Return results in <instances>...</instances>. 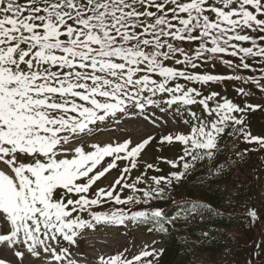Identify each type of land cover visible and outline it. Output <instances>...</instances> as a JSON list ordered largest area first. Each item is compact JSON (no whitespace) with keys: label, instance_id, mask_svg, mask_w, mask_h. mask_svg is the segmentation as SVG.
Returning <instances> with one entry per match:
<instances>
[{"label":"snow or ice","instance_id":"snow-or-ice-1","mask_svg":"<svg viewBox=\"0 0 264 264\" xmlns=\"http://www.w3.org/2000/svg\"><path fill=\"white\" fill-rule=\"evenodd\" d=\"M216 64L232 74L205 70ZM257 71L258 76L241 74ZM225 81L254 85L264 94V0H0V223L8 229L0 234V245L21 261L27 253L49 255L48 264H76L68 249L57 246L61 241L74 245L96 224L151 220L164 231L176 217L167 220L161 210L128 216L123 210L100 214L93 209L163 199L173 180L212 158L226 133L264 149V138L252 136L245 123L246 112L258 105L241 107L219 92L204 95L205 86ZM236 91L253 94L243 86ZM154 108L186 115L190 130L160 138L161 144L183 146L177 161H166L183 171L150 177L147 190L138 186L147 183V169L159 171L154 165L131 184L126 175L154 137L136 146L127 140L92 144L88 152L73 147L95 131L93 126L130 110L147 120ZM108 157L111 163L96 171ZM120 160L130 166L90 198V189ZM117 185L142 198L122 199ZM85 212L90 219L82 218ZM256 215L249 209L252 220ZM156 255L143 251L129 260L117 254L99 264H138Z\"/></svg>","mask_w":264,"mask_h":264},{"label":"rangeland","instance_id":"rangeland-1","mask_svg":"<svg viewBox=\"0 0 264 264\" xmlns=\"http://www.w3.org/2000/svg\"><path fill=\"white\" fill-rule=\"evenodd\" d=\"M226 59L235 58L226 57ZM255 67L259 69L260 65H255ZM205 70L215 75L232 74L222 64H216L215 68L211 65H207ZM241 74L258 76L260 73L257 71ZM181 83L184 82L181 81ZM190 86L200 88V85ZM239 86L245 87L246 90L251 89L253 94L247 97L238 95L236 88ZM202 91L204 95H208L210 92H219L220 96L227 98L241 107H243L245 103L253 106L258 105L259 108L256 111L248 110L246 112L245 123L252 136L264 138V94H261L259 90L255 89L254 85H238L236 82L225 81L222 84L205 86ZM192 111H196L198 114L202 115V110L199 106H193ZM144 115L143 113H136L134 110H130L128 115H120L117 118H112L102 124L93 126L95 131L81 138L78 143H74L73 147H83L84 150L88 152L93 150L89 147V145L92 144L105 146L123 143L127 140L131 142V146H136L147 138L154 137L155 139L145 147L137 158V167L131 171L130 175H126L127 182L131 184L136 177H141L149 164L159 169L160 174L164 175V177H168V174H170L169 171L182 172V167L173 169L166 161H177L178 158L183 155V146L179 143L161 144L159 140L161 137L167 135L175 136L177 134H187L190 130L189 125L185 124L183 121L189 119V117L173 111L165 113L160 111L159 108L149 109V119L147 120L144 118ZM117 119L119 120L118 123ZM153 120L155 121L154 123L152 122ZM221 138L222 136L219 139ZM237 144L245 147L249 146L250 149L248 152L251 150L256 153L259 150V146L255 144L249 145L241 141H238ZM230 147L231 149H228V151L229 153L231 152L232 157L238 156L237 153L243 149V147ZM244 158L243 162L247 161L248 167L244 168L245 173L248 172L250 175L254 176V182L256 180V184L251 182L252 187L255 188L253 192L254 195L249 204V209L257 207L259 211H263L264 206L260 205L259 201L262 199L261 197H264V155L259 156L257 162H255L256 159L253 158V156ZM252 158L255 161L251 160ZM111 160L112 158L110 157L105 158L96 171H100L104 167H107V165L111 163ZM180 163L182 164L183 161ZM117 164L118 168L111 170L90 189V198H95L94 194L96 190L100 188H110L116 179L120 177V170L125 166H130V162L124 160L117 161ZM254 164L257 167L253 166ZM0 170L3 169L0 168ZM155 172L156 171L152 169H147L144 179L147 181V176ZM138 187L146 189L147 183L141 184ZM128 190L129 189H122L117 185V191L120 193L122 199L132 197L131 193H127ZM114 210H123L128 216L141 212L132 211L133 209L128 207V205H114L112 203H103L102 207L93 209L94 212L100 214L111 213ZM81 216L83 219H90L86 212L81 213ZM130 222H132V220H126L123 224H96L94 228L83 230L76 238V243L74 245H69L67 242L61 241V244L57 246V250L59 251L61 247L68 249L70 259L74 260L76 264H99L101 258L107 259L117 254H122L123 257L132 260L143 251H153L157 255L155 257H147L145 258L146 261L143 262V264H147V261L151 260L153 264L154 260L157 259L162 252L161 242L154 231L140 228L135 223L133 224ZM258 226L259 230L257 228ZM260 226V224L256 226V231L258 230L259 235L261 232ZM0 230H2L0 234H7L8 229L3 223H0ZM259 235L253 238L255 239V244L253 241L251 246H245L242 250L238 249V251H235L230 247L226 248L224 255L228 262H230V264H258V260L261 259L264 264V244L262 242L263 240L259 238ZM16 250L21 249L17 248ZM50 259L51 257L49 255L42 254L40 258H35L26 253L23 261H21L15 256L13 249H9L6 245H0V260L4 261L5 264H48Z\"/></svg>","mask_w":264,"mask_h":264},{"label":"trees","instance_id":"trees-1","mask_svg":"<svg viewBox=\"0 0 264 264\" xmlns=\"http://www.w3.org/2000/svg\"><path fill=\"white\" fill-rule=\"evenodd\" d=\"M238 141L242 142L224 134L218 139V150L212 158L196 162L179 182L173 180L166 186L163 199H153L148 204H128L132 211L161 210L167 220L176 217L171 223L164 224V231L158 230L159 221L141 222L146 228L153 229L162 243V252L153 264H230L224 255L225 249L230 247L238 251L251 246L253 241L255 244L253 238L259 235L257 224L261 225L259 238L264 244V210H258L255 220L248 216L246 203L254 195L252 183L256 184V180L254 182V176L245 173L247 161L243 162L244 157L249 156L257 162L259 156L264 155V149L248 152L250 147L238 145ZM230 146L243 149L238 156L232 157L228 151ZM161 176L164 177L159 171L150 174L148 185H152L150 177ZM132 196L142 198L141 193ZM261 198L259 203L264 206V197ZM192 205L201 207L189 212ZM144 261L142 259L138 264ZM259 263L263 264L261 259Z\"/></svg>","mask_w":264,"mask_h":264}]
</instances>
